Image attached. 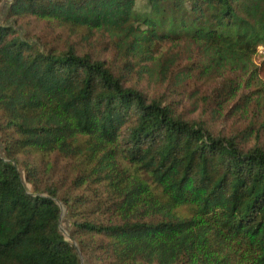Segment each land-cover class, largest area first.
I'll use <instances>...</instances> for the list:
<instances>
[{"label": "trees", "instance_id": "obj_1", "mask_svg": "<svg viewBox=\"0 0 264 264\" xmlns=\"http://www.w3.org/2000/svg\"><path fill=\"white\" fill-rule=\"evenodd\" d=\"M259 47L264 0H0V264H264Z\"/></svg>", "mask_w": 264, "mask_h": 264}, {"label": "rangeland", "instance_id": "obj_2", "mask_svg": "<svg viewBox=\"0 0 264 264\" xmlns=\"http://www.w3.org/2000/svg\"><path fill=\"white\" fill-rule=\"evenodd\" d=\"M2 5L3 6L1 9L4 11L5 9L4 2L2 3ZM29 30L31 31L32 34L39 36L42 42L44 41L46 43H52L60 49L65 48L67 45L71 44L75 46L80 53L91 52L93 54H97L101 57H106V58H108L111 54L110 52H108L110 47L108 46L106 40L100 39L99 36L96 34L89 35L84 30H75L68 27H57L53 23L47 24L45 22L38 21L35 19H32L30 21ZM256 61L258 64L261 65V63L264 61V54L262 53L257 54ZM129 79L130 81L132 80V82L139 80L137 75L135 74L130 76ZM138 83L139 86H141L142 89L148 95L157 92V88L154 85V83L150 82L146 77H143V79ZM191 103L192 102L189 101L187 102V105L190 107ZM243 123H244L243 121H238L235 118L225 121L222 118H219L218 120L215 121L214 125L216 129H222L223 127H226L227 129H231V128L238 129L243 126ZM22 159L24 161L31 163L32 165L39 166L41 162V155L33 154V156L30 155L29 159L25 156ZM63 165L64 162L60 161L58 162L57 167L61 168ZM62 219H63L62 228L65 229L68 226L67 219H65L64 216Z\"/></svg>", "mask_w": 264, "mask_h": 264}, {"label": "built area", "instance_id": "obj_3", "mask_svg": "<svg viewBox=\"0 0 264 264\" xmlns=\"http://www.w3.org/2000/svg\"><path fill=\"white\" fill-rule=\"evenodd\" d=\"M258 53H262V54H264V47H259V48H258Z\"/></svg>", "mask_w": 264, "mask_h": 264}]
</instances>
